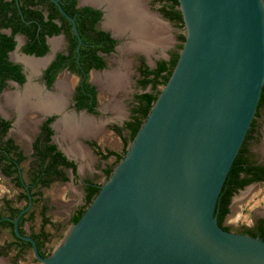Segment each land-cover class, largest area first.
Returning a JSON list of instances; mask_svg holds the SVG:
<instances>
[{
    "label": "water",
    "instance_id": "obj_1",
    "mask_svg": "<svg viewBox=\"0 0 264 264\" xmlns=\"http://www.w3.org/2000/svg\"><path fill=\"white\" fill-rule=\"evenodd\" d=\"M49 1L70 22L77 52L74 18ZM177 2L184 40L176 63L61 242L42 256L18 231L23 209L5 217L39 264H264V240L223 229L214 215L264 81V0ZM89 5L100 8L104 21L110 16L104 3Z\"/></svg>",
    "mask_w": 264,
    "mask_h": 264
},
{
    "label": "trees",
    "instance_id": "obj_2",
    "mask_svg": "<svg viewBox=\"0 0 264 264\" xmlns=\"http://www.w3.org/2000/svg\"><path fill=\"white\" fill-rule=\"evenodd\" d=\"M62 9L74 18L76 29L81 38V44L78 51H75L76 38L72 33L70 22L60 14L56 6L49 0H0V90L5 85V81L10 79L17 83L23 81V75L20 72V66L12 63L7 59V52L12 50L15 44L13 36L20 34L24 37V43L21 47L22 52L26 54H34L36 56L43 55L47 51L45 39L47 36L62 33L66 40V54L57 52L54 59L50 62L45 70L44 78L46 85L49 86L53 81L56 73L63 67L71 72L79 75L78 84L74 90V106L77 109L84 108L89 113H95L96 96L93 86L87 82V72L90 68L100 69L104 66L102 57L98 54L109 53L113 50L115 40L107 31H103L96 27V22L100 18V11L89 6L75 7L76 0H58ZM158 4L157 10L161 16L173 22L177 27H182V18L178 9L177 0H151ZM2 29H9V34L2 32ZM177 49H180L184 40V35L178 33ZM178 57V52L172 50L169 52L168 58L158 59L155 66L149 68L142 63L138 67L139 75L138 83L141 88L146 85L150 86V90L134 95L136 104L130 109L129 120L123 122L122 127L113 126V130L120 136L122 148L119 153L111 150L101 152L93 141L86 142L100 158L114 156V164L123 156L126 145L132 140L140 124L147 115L152 102L159 93V86H162L168 79ZM264 102V86H262L254 117L246 131L242 143L232 160V163L225 175L222 186L218 193L214 215L217 224L223 229H228L222 225L223 218L228 213V204L232 194L245 185L264 178V166L252 165L248 162V150L246 148L247 140L251 136L255 126V120L258 116L260 105ZM48 118L41 126L45 136L43 142L38 144V139L32 144V159L29 161L26 170V181L29 182L27 190L36 187H48L55 180L67 181L65 168H69L71 173L75 174V164L66 159V157L56 150L54 144H47L49 140L50 129L47 127ZM9 126V121L0 117V173L6 177H10V181L21 191H19L18 200L27 198L26 189L24 187L21 176L19 175L18 165L25 159V156L17 146L13 144L10 138L1 140ZM126 131V136L121 134V130ZM112 167L107 166L102 173L106 178ZM98 191L97 184H86L84 186L83 205L79 206L70 218V223H74L80 217L84 207L91 201ZM33 202H38L41 198L39 191L31 192ZM10 201L4 199L2 201L3 210H8V215L14 217L18 211V207L9 206ZM45 205H42L39 211L40 224L37 231L30 233L34 239L37 250L40 255L46 256L49 251L44 250V243L48 239L49 232L45 229L48 223L45 217ZM33 212L31 210L23 212L17 220L18 229L22 232V224L26 220H32ZM7 227L11 234L9 241L0 251V254H6L7 250H14L13 257H20L26 250L30 248V244L16 237L12 231V222L8 220H0V228ZM23 233V232H22ZM240 233L250 236L259 237L264 240V220L258 218L250 227H244ZM25 250V251H24Z\"/></svg>",
    "mask_w": 264,
    "mask_h": 264
},
{
    "label": "flooded vegetation",
    "instance_id": "obj_3",
    "mask_svg": "<svg viewBox=\"0 0 264 264\" xmlns=\"http://www.w3.org/2000/svg\"><path fill=\"white\" fill-rule=\"evenodd\" d=\"M151 1V0H149ZM99 2H102L106 5V10H108L110 12V16H107L105 18V22H104V26H111L114 30V32H116L117 34H121V32H124L125 30V35H127L129 38L131 37L130 36V30L132 28L131 24H132V20H133V17H131L129 20L124 18L125 14L128 15L127 13H129L131 16H135L134 12L137 13V10H141L144 17L148 18V20H150V22L152 21V18L150 17V15L146 12V10L144 9L143 5L141 4V2H139L138 0H76L75 2V7H82V6H89L93 9H97L100 11V18L98 19V21L96 22V27L98 29H101L103 31H107L109 33V35L111 36V29L108 28L107 30H104L103 29V26H102V15H103V12L100 10V8H95V7H92L89 5V3H92V4H95V3H99ZM129 2L130 4V7L129 6H126V4ZM152 2V1H151ZM140 4V5H139ZM152 4H156L157 7H158V4L157 3H154L152 2ZM140 6V7H139ZM142 6V7H141ZM156 7V8H157ZM122 8V9H121ZM129 8V10H128ZM132 8V9H131ZM131 9V10H130ZM113 10L114 11V14L113 12L111 11ZM118 11V12H117ZM158 11V10H157ZM116 12V13H115ZM133 12V14H132ZM117 14V15H116ZM129 16V15H128ZM72 17V16H71ZM130 17V16H129ZM126 19V21H125ZM170 22V21H169ZM120 23V24H119ZM173 23V22H171ZM119 24V25H117ZM174 24V23H173ZM125 26L124 29L122 26ZM160 25V24H159ZM179 28V27H178ZM180 31L178 33H181L183 34V26L179 28ZM9 30V29H7ZM5 33V32H4ZM152 33H154L152 31ZM150 34V36H147L144 38L143 35H141L142 37L138 38V37H134L137 38V39H142L140 41V43H146L147 45H138V44H134V39L133 37H131V40L124 46L122 47L123 51L124 50H129V48H135V49H148V46H149V43L153 40V34ZM177 33V34H178ZM176 34V35H177ZM20 35V34H19ZM184 35V34H183ZM52 36H61V39H63L64 41V45L59 47V50L55 51L53 53V50H51V47L48 43V39ZM14 37V36H13ZM112 37V36H111ZM113 38V37H112ZM149 38V40L147 39ZM177 38V37H176ZM116 42H115V45L113 46V50L109 53H101V52H98V54L102 57L103 61H104V66L100 69H94V68H90L87 72V82L89 83V85L93 86L94 88V91H95V96H96V89L98 87V89H100L101 91L105 90L107 91L108 93L112 94L111 97L112 99L109 101L108 104H106L104 110L105 111H108L110 112L112 115H114L115 118H113L114 120H117V122L113 125L110 126V129L111 131H113L115 134H117L114 130H113V126H117V127H122V124L123 122H126L129 120V116H130V109L136 104V101L134 100V95L135 94H140L142 92H147L150 90V86L149 85H146L145 88H141L140 84L138 83V79L141 77L139 75V70H138V67L140 65V60H138V66H137V76H136V79H135V89L132 91L131 95H130V105L129 107L127 108V110L125 111V115L122 117L123 113H124V110L121 106V103H120V99L122 96L125 95L126 91H127V72H126V63L125 61H121V62H118V63H114L115 65L111 66L109 69H106V62H105V56L109 55L110 53H112L115 48L117 47V45L119 44V39L116 37V38H113ZM14 40V38H13ZM24 43V42H23ZM22 43V45H23ZM45 43L47 45V51L43 54V55H40V56H36L34 54H26L24 52H22L21 50V47L22 45L20 46V48L18 49V52H19V55L20 56H24V57H19L20 60H17L15 57H12L11 55L9 56V53L11 51H13L14 49L10 50L7 52V59L12 62V63H16L20 66V72L21 74L23 75V81L21 83H17L13 80H6L5 81V85L3 87L6 86V84H16L17 86V89L13 92H10V93H6L5 94V97H4V101H3V106H6L10 111L12 110L13 111V114L14 115H10L8 112L7 115H2L0 113V117L4 120H7L9 121V126L5 132V134L2 136L1 140H5L7 138H10L13 142L14 145L17 146V149L20 150L22 152V154L25 156V159H27L25 153H24V147L23 146H28V149L30 150V157H29V160H28V163H27V166L26 168L23 170V168L21 167V163L18 165V171H19V175L21 176V180L23 181L24 184V187L26 189V194H27V198L26 200L25 199H21L19 201H23V205L21 206H16L14 204H11V202L9 203V206H13V207H18L19 208V211L23 209L22 213L25 212V211H29L31 210L32 211V207L35 205L36 202H33L32 201V196L30 195L31 192H34V191H40L41 188H46V187H36V188H31L30 191L27 190V185H29V182L26 181V170H27V167H28V164H29V161L32 159V144L35 142L36 139H38V144H41L43 142V137L45 136V132H43V130L41 129V126L42 124L48 119L50 118V120L47 122V127L50 129V134H49V140L48 141H45L47 144H54L55 147H56V150H59L58 147L60 146L61 148H63L66 152H68L69 154H71L72 156H74L78 161H79V170H83V168L86 166L85 163L89 160V158L87 157L88 155L84 154L86 156V159L84 158H80V157H84L83 156V152L79 149L77 150L76 148H69V141H72L73 143H76L74 141L75 139V136L76 134H81V135H93V136H98L100 134V130H101V127L99 125V123L97 121H95L94 119H90V117H87L83 114H76V113H87V114H90V115H96L97 112H95L94 114L93 113H89L86 109L84 108H81V109H77L75 106H74V99H73V95H74V90H75V86L78 84V81H79V75H77L76 73L74 72H71L70 70H68L66 67H63L61 70H59L53 81L51 82V84L49 86L46 85V82H45V78H44V74H45V70L48 68L50 62L54 59L55 57V54L57 52H61L63 54H66V40H65V37L64 35L60 32L58 34H55V35H51V36H47L46 39H45ZM53 43V46L56 45V42H52ZM15 45V44H14ZM178 45V40H177V44L175 45V47L173 49H167L166 52H164V57H159V58H156L153 60V63L151 65H147L145 63V61L143 59L142 60V63L144 65H146L147 67L149 68H153L155 66V61L158 60V59H167L168 58V55H169V52L172 51V50H176L177 52L179 51V49H177V46ZM14 48V47H13ZM75 49V48H74ZM26 54V55H24ZM33 66H32V63ZM30 63V64H29ZM29 64V65H28ZM32 67V68H31ZM34 71H32V70ZM102 69H106L100 73H93L91 75V71L92 70H102ZM31 70V71H30ZM68 71L75 80H73V84L69 86V83H70V79L65 76V75H61L58 80H56L55 84H54V90L51 91L49 90L57 75L61 72V71ZM113 70V71H112ZM121 70V71H119ZM119 71V72H118ZM113 72L114 75L117 77L116 79V82L113 83L112 85L110 84V86L112 88H110L109 90H106L104 89L101 84H98L100 83L98 78L102 77L101 79H103V75L106 74V73H110L112 74ZM122 73L124 74V76L122 75ZM96 74L94 76V80L92 79V76ZM98 74V75H97ZM100 76V77H99ZM38 79L40 81V86L32 83V81ZM91 79L92 81L97 85L91 82ZM64 80V81H63ZM67 80V81H66ZM98 81V82H97ZM107 84V83H106ZM262 86H264V81H263V84ZM3 87L1 88L0 90V97H1V100H2V92L4 90ZM28 87V88H27ZM43 87V91L40 89V88ZM63 88V90H62ZM119 89V90H118ZM27 91V92H26ZM30 91V93H29ZM48 91V92H47ZM51 91V93H49ZM20 93V94H19ZM24 93H26L24 95ZM40 93V94H39ZM28 94V95H27ZM114 94V95H113ZM120 94V97H117L116 95ZM52 95V96H51ZM69 96L68 97V101L66 102V104L64 105V100H65V97L66 96ZM27 96V97H26ZM29 97V98H28ZM37 97V98H35ZM55 99H53V98ZM52 98V99H51ZM58 98V99H57ZM61 99V100H59ZM17 100V101H16ZM28 100V101H27ZM37 100V101H36ZM119 100V101H117ZM54 101V102H53ZM39 102V103H38ZM56 103V104H55ZM62 103V104H61ZM120 103V104H119ZM27 104H31V105H27ZM48 104V105H47ZM51 104V105H50ZM59 104V105H58ZM40 105V106H39ZM64 105V106H63ZM29 106V107H28ZM55 106H59L58 108L55 107ZM96 103H95V107L94 109L96 110ZM15 107V108H14ZM24 107V108H23ZM45 107V108H43ZM47 107V108H46ZM49 107V108H48ZM20 108V109H19ZM43 108V109H42ZM260 108L261 109H264V102L262 103V105H260ZM43 110V111H42ZM50 111V112H48ZM55 111V112H53ZM46 112V113H45ZM70 112H74L76 115H73V114H69ZM35 113V114H34ZM44 113V114H42ZM24 114L28 117L27 119H30V122L26 125V127L28 129L26 130H23V127L25 126V121L23 120V117H24ZM34 116L32 117V119L30 118L31 115ZM38 116V117H37ZM36 118H39L40 121L35 125H34V120ZM72 120H71V119ZM89 119L91 120L96 128L94 129L95 130V133L92 134V133H88L87 132V129H85V125L83 124V119ZM116 118H119V119H116ZM62 119V120H61ZM64 120V122H63ZM67 120V121H66ZM72 122H71V121ZM74 120V121H73ZM76 120V121H75ZM61 121V122H60ZM70 121V122H69ZM81 121V122H80ZM66 122V124H65ZM67 122H69V124L73 123V125L71 126V129L68 128L69 127V124H68V127H67ZM63 126H62V125ZM65 124V125H64ZM34 125V126H33ZM62 126V127H60ZM31 127H34L33 129ZM60 128V129H59ZM76 129V130H75ZM264 129V128H263ZM261 129V130H263ZM68 132V133H67ZM66 133V135H65ZM121 134L123 136H126V131L124 129L121 130ZM63 135V136H62ZM118 135V134H117ZM15 136L18 137V136H27V140L24 138V142L25 144H20L16 141L15 139ZM66 136V137H65ZM70 136V137H69ZM119 136V135H118ZM69 137V138H68ZM120 137V136H119ZM121 139V138H120ZM27 142V143H26ZM64 142L65 145H64ZM86 142H89V140H87ZM85 142V144H87ZM95 143V141H93ZM130 142V141H129ZM128 142V143H129ZM127 143V145H128ZM95 145L97 146V144L95 143ZM126 145V147H127ZM88 148L92 149L88 144H87ZM97 148L99 149V147L97 146ZM77 150V152L79 153V155L76 157L72 151L73 150ZM93 150V149H92ZM100 150V149H99ZM60 151V150H59ZM101 151V150H100ZM62 153V151H60ZM74 152V151H73ZM94 152V150H93ZM102 152V151H101ZM75 153V152H74ZM95 153V152H94ZM103 153V152H102ZM63 154V153H62ZM76 154V153H75ZM96 154V153H95ZM64 155V154H63ZM77 155V154H76ZM98 157L99 155L96 154ZM68 159V158H66ZM103 159V158H102ZM23 160V161H24ZM68 160H71V159H68ZM77 160H71L74 164H75V174L73 175L71 173V170L69 168H65L64 171L68 170L69 173L72 175L73 178H78V171H77ZM87 160V161H86ZM248 162H250L252 165H263L264 166V163H260L259 161H256V160H253L252 158H250V156L248 157ZM112 170V169H111ZM103 171V169H102ZM0 175H2L0 173ZM65 175L68 177V174L65 173ZM3 177H6L4 175H2ZM7 179L10 180V177H6ZM55 181H59V180H55ZM53 181V182H55ZM264 181V178H260V180H256V181H253L251 183H257V182H263ZM51 182V183H53ZM82 187H81V190H82V198H83V195H84V186L86 184H97L95 182H93V180H90V179H83L82 181ZM12 183V182H11ZM13 186H15L13 183H12ZM99 185V184H97ZM16 187V186H15ZM18 188V187H16ZM19 189V188H18ZM239 190V189H238ZM237 190V191H238ZM19 191H21V189H19ZM19 193V192H18ZM18 193L16 194V199L18 200L17 198V195ZM233 195V194H232ZM41 196H42V193H41ZM4 199H7V198H3L0 202V220H8L6 218H15L16 215L14 217H10L8 215V210H3L4 208H1L2 207V201ZM9 200V199H8ZM30 200V205L24 210V208L27 206L28 204V201ZM10 201V200H9ZM229 205V204H228ZM42 205H40V208H41ZM78 208V207H77ZM77 208H74L73 211L70 213L69 215V222H70V218L72 216V214L75 212V210ZM40 211V209H39ZM21 213V214H22ZM20 214V215H21ZM19 215V216H20ZM18 216V217H19ZM6 217V218H5ZM18 217H17V220H18ZM258 218H262L264 220L263 217H257L255 219H258ZM224 219V218H223ZM254 219V220H255ZM254 220L252 222V224L254 223ZM10 221V220H8ZM25 222V221H24ZM23 222V223H24ZM223 222V221H222ZM46 225V224H45ZM223 225V223H222ZM224 226V225H223ZM17 227H18V224H17ZM22 232L18 231L23 234V235H28L31 237L30 233L33 231V230H25L24 227H23V224H22ZM1 229H4L8 232L9 236L11 237V234L9 232V229L7 227H1ZM228 230V229H227ZM12 231H13V227H12ZM34 232V231H33ZM50 236V235H49ZM48 236V238H49ZM32 238V237H31ZM20 239V238H19ZM33 239V238H32ZM22 240V239H21ZM34 240V239H33ZM48 241V239L45 241V243ZM8 241L4 242L3 245L0 246V251H4L5 248H3L5 246V244L7 243ZM28 242V241H27ZM29 243V242H28ZM44 243V250L46 251H49V253L51 252V250H48L46 249V245ZM30 244V243H29ZM30 250V248H29ZM7 251H13L14 253V250H7ZM25 251V250H24ZM31 252V250H30ZM7 253V252H6ZM25 253V252H24ZM23 253V254H24ZM23 254L20 256L22 257ZM1 255V254H0ZM5 255V254H3ZM32 255V254H31ZM20 257H17L16 259L13 257L12 255V258L14 259H11V262L14 263L15 260H17L18 258ZM33 258V257H32ZM34 261H36L34 258H33ZM38 262V261H37Z\"/></svg>",
    "mask_w": 264,
    "mask_h": 264
},
{
    "label": "rangeland",
    "instance_id": "obj_4",
    "mask_svg": "<svg viewBox=\"0 0 264 264\" xmlns=\"http://www.w3.org/2000/svg\"><path fill=\"white\" fill-rule=\"evenodd\" d=\"M146 12L152 17V20L156 24L163 25L162 33L158 32L152 33L153 40L149 43L148 49H135L129 48V50H124V47L130 40L125 34H117V38L119 39V44L115 48V50L109 55L105 56L106 69H109L111 66L115 65L114 63H118L121 61H125L126 63V72H127V91L124 96L121 97L120 103L124 109V112L130 105V95L132 91L135 89V79L137 76V66L138 60L143 59L145 63L149 66L153 63V60L159 57H164V52L167 49H173L177 44L176 34L180 31V29L173 23L159 16V12L157 11V5L152 4L149 0H140ZM162 18V19H161ZM163 33L165 35H163ZM159 36H157V35ZM163 35V36H161ZM157 36V37H156ZM165 36V39L163 37ZM159 37V38H158ZM158 38V40H157ZM58 40V48L64 45V41L61 38H57ZM164 40V41H161ZM157 41H159L157 43ZM161 41V42H160ZM155 43V44H154ZM161 43V44H160ZM160 45V46H159ZM18 49L11 53L12 56L18 55ZM121 71V70H119ZM92 72V71H91ZM100 72V71H99ZM93 73V72H92ZM65 74L68 76H72L68 71H65ZM94 74L92 79L94 80ZM98 75V74H97ZM73 78V76H72ZM75 80V79H74ZM32 83L40 86V81L38 79L32 81ZM41 87V86H40ZM97 87V86H96ZM162 86H159L160 89ZM16 84H6L2 90L4 91H13L16 90ZM51 91L54 90L53 85L49 89ZM112 94L107 91H101L100 89H96V115H93L95 121H97L101 127L100 134L98 136H89V135H79L76 136L77 141L73 143L69 141V148H76L77 150H81L84 158L86 159V155L89 160L85 163V167L83 170H79V161L77 160V171L78 178H73L68 170L65 171L68 174L67 181H55L51 183L46 188H41L40 191L42 193L41 198L35 205L32 207L33 218L32 220H26L23 223V227L25 230H33L37 231L38 226L40 224V216L39 209L40 205H45V217L48 220V223L45 225L46 231L50 234L48 241L45 243L46 249L51 250L57 244L61 242L65 233L67 232L70 222L69 215L73 211L74 208H77L83 205L82 200V180L90 179L93 182L100 184L105 180V177L102 173V169L107 166L114 167V156L110 155L106 158L98 157L92 149L88 148L85 142L95 141L97 146L102 152L106 150L114 151L115 153H119L122 148V142L120 137L111 131L110 126L115 124L117 120H114V115L110 112L105 111V105L109 103L112 99ZM114 95V94H113ZM120 97V94L116 95ZM68 95L65 97L64 105L68 101ZM119 101V100H117ZM0 103L2 105V110L8 112L10 115H14L13 111L9 110L7 107L3 106V102L0 97ZM119 103V104H120ZM35 114V113H34ZM31 115V119L34 116ZM76 114H80L76 113ZM126 114V113H125ZM124 114V115H125ZM24 117H27L24 114ZM38 117V116H37ZM28 118V117H27ZM90 118V119H93ZM39 119V118H38ZM119 119V118H116ZM264 109L259 108L258 116L255 120V126L253 132H251L250 138L247 140L246 148L248 150V156L253 160L259 161L260 163H264ZM263 129V130H261ZM24 138L27 140V136H15V139L20 144H25ZM28 141V140H27ZM27 143V142H26ZM66 142H64L65 145ZM84 147V151L80 147ZM24 153L27 157L26 160L21 162V167L23 170L26 168L29 157L30 150L28 146H23ZM86 147V148H85ZM76 151V150H75ZM77 152V151H76ZM19 192V189L12 185L11 181L6 177L0 175V202L3 198H7L10 200L11 204L16 206L23 205V201H19L16 199V194ZM85 208V207H84ZM257 217L264 218V181L257 183H249L245 185L243 188L236 191L230 198L228 205V213L223 219V225L227 226L229 231L232 232H241L244 227L252 226V222ZM10 236L8 232L4 229L0 230V246L4 244V242L9 241ZM13 255V251H7L5 255H0V264H39V262L34 261L31 255L30 250H26L22 257L18 258L11 262ZM14 260V259H13Z\"/></svg>",
    "mask_w": 264,
    "mask_h": 264
},
{
    "label": "bare ground",
    "instance_id": "obj_5",
    "mask_svg": "<svg viewBox=\"0 0 264 264\" xmlns=\"http://www.w3.org/2000/svg\"><path fill=\"white\" fill-rule=\"evenodd\" d=\"M140 5V4H139ZM126 6H129L130 7V4H129V2L126 4ZM140 7V6H139ZM142 7V6H141ZM122 9V8H121ZM132 9V8H131ZM130 9V10H131ZM128 10H129V8H128ZM112 12H113V14H114V11L113 10H111ZM118 12V11H117ZM110 13V12H109ZM116 13V12H115ZM128 15H126L125 14V16H124V18H126V19H130L131 17H133V20L131 21L132 22V24H131V26H132V28H131V30H130V36L131 37H133V39H134V37H142L141 35H143V37L142 38H144L145 39V37H147V36H150V34L152 33V31H155V33H158V32H160V33H162L164 30H163V25H159V24H156L153 20L150 22V20H148V18H146V17H144V15H143V13H142V11L141 10H137V13H135L134 12V14H135V16H131L129 13H127ZM132 14H133V12H132ZM117 15V14H116ZM152 18V17H151ZM126 19H125V21H126ZM131 20V19H130ZM120 24V23H119ZM119 24H117V25H119ZM120 26H122V25H120ZM123 27V29H124V27L125 26H122ZM164 33H165V31H164ZM163 33V35H165ZM157 35V34H156ZM163 35H161V36H163ZM157 36H159V35H157ZM156 36V37H157ZM130 37V38H131ZM159 38V37H158ZM158 38H157V40H158ZM148 40H149V38H147ZM163 39H165V36L163 37ZM142 40V39H141ZM140 39H137V38H135L134 39V44H138V45H147L146 43H140V41H141ZM161 41H164V40H161ZM160 41V42H161ZM159 41H157V43H158ZM155 44V43H154ZM161 44V43H160ZM160 46V45H159ZM31 63H32V61H31ZM30 64V63H29ZM28 64V65H29ZM33 64L34 63H32V66H33ZM32 68V67H31ZM32 70V69H31ZM30 70V71H31ZM32 71H34V70H32ZM113 71V70H112ZM119 72V71H118ZM114 73L115 72H113L112 74H110V73H106V74H104L103 75V79H101L102 77H100V78H98V80H99V82L100 83H98V84H101L102 86H104L103 88L104 89H106V90H109L110 88H112L111 86H110V84L112 85L113 83H115L116 82V79H117V77L114 75ZM122 75L124 76V74L122 73ZM64 81V80H63ZM67 81V80H66ZM111 81V82H110ZM98 82V81H97ZM109 82H110V84H109ZM107 83V84H106ZM28 88V87H27ZM62 90H63V88H62ZM119 90V89H118ZM27 92V91H26ZM29 93H30V91H29ZM20 94V93H19ZM26 93H24V95H25ZM31 94V93H30ZM40 94V93H39ZM28 95V94H27ZM52 96V95H51ZM27 97V96H26ZM29 98V97H28ZM35 98H37V97H35ZM53 98V97H52ZM51 98V99H52ZM53 99H55V98H53ZM58 99V98H57ZM59 100H61V99H59ZM17 101V100H16ZM28 101V100H27ZM37 101V100H36ZM54 102V101H53ZM39 103V102H38ZM56 104V103H55ZM62 104V103H61ZM27 105H31V104H27ZM48 105V104H47ZM51 105V104H50ZM59 105V104H58ZM40 106V105H39ZM29 107V106H28ZM55 107H57V106H55ZM59 107V106H58ZM57 107V108H58ZM15 108V107H14ZM24 108V107H23ZM43 108H45V107H43ZM42 108V109H43ZM47 108V107H46ZM49 108V107H48ZM20 109V108H19ZM43 111V110H42ZM71 119V118H70ZM62 120V119H61ZM72 120V119H71ZM70 120V121H71ZM84 121H83V124L85 125V129H87V132L90 134V133H92V134H94L95 133V128H96V126H95V124L91 121V120H89V119H83ZM67 121V120H66ZM69 121V122H70ZM74 121V120H73ZM76 121V120H75ZM61 122V121H60ZM63 122H64V120H63ZM69 122H67V127H68V124H69ZM72 122V121H71ZM81 122V121H80ZM65 124H66V122H65ZM64 124V125H65ZM62 125V124H61ZM73 125V123H71V124H69V127L68 128H70L71 129V126ZM63 126V125H62ZM62 126H60V127H62ZM63 128V127H62ZM60 129V128H59ZM76 130V129H75ZM68 133V132H67ZM65 135H66V133H65ZM77 135V134H76ZM63 136V135H62ZM78 136V135H77ZM66 137V136H65ZM70 137V136H69ZM68 137V138H69ZM76 154H77V152L75 151V149L73 150ZM73 152V153H74ZM263 152H264V150H263Z\"/></svg>",
    "mask_w": 264,
    "mask_h": 264
},
{
    "label": "crops",
    "instance_id": "obj_6",
    "mask_svg": "<svg viewBox=\"0 0 264 264\" xmlns=\"http://www.w3.org/2000/svg\"><path fill=\"white\" fill-rule=\"evenodd\" d=\"M104 20L102 21V26L103 27H105V29L107 28H110L111 26H104ZM2 32H5L6 34H8V32H9V30H7V29H2ZM122 34H125L126 32H125V30H124V32H121ZM16 37H17V40H18V42H19V46L15 49V50H17V49H19L20 48V46L22 45V43L24 42V37L22 36V35H19V34H17L16 35ZM57 38H61V36H52V37H50L49 39H48V43H49V45H50V47H51V50H53V53L55 52V51H57V50H59V48H58V40H57ZM52 42H56V45L55 46H53V43ZM15 50H13V51H15ZM13 51H11L10 53H9V56L11 55V53L13 52ZM12 56V55H11ZM12 57H15L17 60H20L19 59V57H24V56H20L19 54L18 55H15V56H12ZM104 70H106V69H102V70H92V72L93 73H100V72H102V71H104ZM100 71V72H99ZM91 72V75L93 74ZM61 75H65V76H67L66 74H65V71L63 70V71H61L58 75H57V77H56V79H55V81H54V83H53V88H54V84H55V82H56V80H58V78L61 76ZM69 79H70V83H69V86L70 85H72L74 82H73V80H74V78H72V76H70V75H68L67 76ZM91 82H93L92 81V79H91ZM94 83V82H93ZM95 84V83H94ZM96 85V84H95ZM97 86V85H96ZM40 88V87H39ZM98 88V87H97ZM42 91H43V87L42 88H40ZM13 91H15V90H13ZM13 91H3L2 92V102L4 101V97H5V94L6 93H10V92H13ZM104 91V90H103ZM44 92V91H43ZM48 92V91H47ZM49 93H51V91L49 92ZM64 106V105H63ZM6 107V106H5ZM2 108V105H1V103H0V113L2 114V115H7L8 113L6 112V111H4V110H2L1 109ZM123 108V107H122ZM124 110V109H123ZM48 112H50V111H48ZM46 113V112H45ZM42 114H44V113H42ZM69 114H73V115H76L74 112H70ZM80 114H83V115H85V116H87V117H90V118H93V115H90V114H87V113H85V112H81ZM124 114H125V112L123 113V115H122V117L124 116ZM94 119V118H93ZM23 120L26 122L25 123V126L23 127V130H26V129H28L27 127H26V125L30 122V119H27V117H23ZM40 121V119H38V118H36L35 120H34V125H35V123L37 124L38 122ZM33 125V126H34ZM32 129L34 128V127H31ZM79 135H81V134H78V136ZM77 136V135H76ZM76 136H75V139H74V141H77V139H76ZM82 136V135H81ZM89 136H93V135H89ZM81 148H82V150L84 149V147H82V146H80ZM86 148V147H85ZM63 149V148H62ZM64 150V149H63ZM65 151V150H64ZM77 151V150H76ZM84 151V150H83ZM66 152V151H65ZM72 153H73V151H72ZM67 154H69L68 152H67ZM76 157L79 155V153L77 152V155L75 154V153H73ZM69 155H71V154H69ZM72 156V155H71ZM75 160H77L74 156H72Z\"/></svg>",
    "mask_w": 264,
    "mask_h": 264
}]
</instances>
